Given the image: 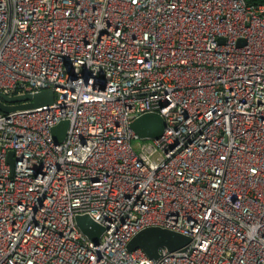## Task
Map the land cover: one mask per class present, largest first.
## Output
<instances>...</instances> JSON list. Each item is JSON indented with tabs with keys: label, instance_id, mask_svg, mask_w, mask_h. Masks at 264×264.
<instances>
[{
	"label": "built area",
	"instance_id": "built-area-1",
	"mask_svg": "<svg viewBox=\"0 0 264 264\" xmlns=\"http://www.w3.org/2000/svg\"><path fill=\"white\" fill-rule=\"evenodd\" d=\"M44 90L0 112V264H264V1L0 0V92ZM147 227L191 242L128 252Z\"/></svg>",
	"mask_w": 264,
	"mask_h": 264
},
{
	"label": "water",
	"instance_id": "water-1",
	"mask_svg": "<svg viewBox=\"0 0 264 264\" xmlns=\"http://www.w3.org/2000/svg\"><path fill=\"white\" fill-rule=\"evenodd\" d=\"M54 102V93L44 90L34 94L8 96L0 92V112L7 114L15 111L32 110L50 106ZM130 130L141 140H156L165 131L163 118L156 113H148L134 119ZM68 129V121L63 120L51 129V138L56 145L64 142ZM12 154L10 153L9 159ZM75 223L80 233L88 241L97 244L104 227L94 223L87 215L75 217ZM191 239L180 233L160 227H147L138 232L126 245V250L132 252L140 249L148 258L156 259L160 249L170 253L184 252Z\"/></svg>",
	"mask_w": 264,
	"mask_h": 264
},
{
	"label": "trees",
	"instance_id": "trees-1",
	"mask_svg": "<svg viewBox=\"0 0 264 264\" xmlns=\"http://www.w3.org/2000/svg\"><path fill=\"white\" fill-rule=\"evenodd\" d=\"M264 0H247L248 3H261Z\"/></svg>",
	"mask_w": 264,
	"mask_h": 264
}]
</instances>
